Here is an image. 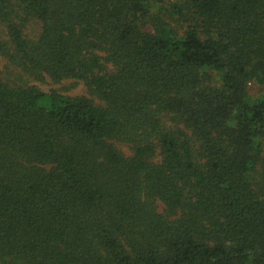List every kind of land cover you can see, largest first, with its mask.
<instances>
[{"label":"trees","instance_id":"16d2710c","mask_svg":"<svg viewBox=\"0 0 264 264\" xmlns=\"http://www.w3.org/2000/svg\"><path fill=\"white\" fill-rule=\"evenodd\" d=\"M181 1L0 0V264H264V0Z\"/></svg>","mask_w":264,"mask_h":264},{"label":"rangeland","instance_id":"374dc122","mask_svg":"<svg viewBox=\"0 0 264 264\" xmlns=\"http://www.w3.org/2000/svg\"><path fill=\"white\" fill-rule=\"evenodd\" d=\"M172 2H176V3L180 4L182 1L181 0H172ZM163 12L160 13V14H162L163 18L173 28L179 30L182 33L184 31L186 24L179 21L175 16H171V14H169L168 12H164V13ZM39 29H40V27L38 24H31V26L29 28V33L32 35H35L36 33L39 32ZM3 33H4V28L2 27V25H0V34L3 35ZM6 67H7L6 61L4 59L0 58V77H7ZM30 84L36 85L38 88H40L41 90H43L45 92H49L51 90H57V91L63 93L64 95H69V96H74V97L80 96V95H87L86 87L82 83L72 81V80H66V81L59 83V84L52 83L50 80H48L46 82H39V81L32 80L30 82ZM254 89L258 90L259 87H256ZM121 148L124 151H129L126 146H121Z\"/></svg>","mask_w":264,"mask_h":264}]
</instances>
